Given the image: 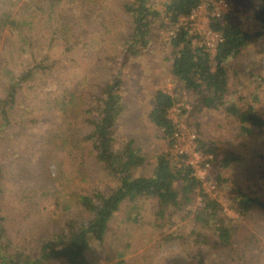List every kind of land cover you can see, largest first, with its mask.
Segmentation results:
<instances>
[{"label":"rangeland","instance_id":"374dc122","mask_svg":"<svg viewBox=\"0 0 264 264\" xmlns=\"http://www.w3.org/2000/svg\"><path fill=\"white\" fill-rule=\"evenodd\" d=\"M166 1L155 0L154 4L162 7ZM130 2L132 0H62L50 5L38 0H0V24L4 22L0 27V88L9 82L11 74L21 72L26 60L32 57L37 61L45 59L42 68L22 83L0 152L5 171L4 198L10 213L16 211L15 205L23 206L24 202L18 200L28 201L41 196L44 188L69 199L71 192L87 194L95 189L105 192L116 186L87 152L82 138L89 126L83 112L92 104L99 87L121 66L127 47L124 41L132 30L131 18L124 9V4ZM229 2L238 8L242 29L253 31L257 26L253 12L259 3L251 0ZM160 24L161 20L152 24L148 44L139 46L134 54L130 53L127 64L119 69L123 80V110L114 127L115 146L120 147L131 138L141 149L146 162L136 170L137 175L150 174L161 153L168 150L172 153L167 140L147 118L152 94L163 89L175 103H188L190 111L192 109L193 94L181 88L170 72V38ZM226 69L230 86L226 101L231 100L243 109L253 106L255 112L264 116V38L254 41L227 62ZM169 79L172 90L166 86ZM70 91H73L75 101L64 113L59 109V102ZM225 107L183 116L199 140L216 144L217 160L226 152H234L241 159L219 170L226 182L216 185L217 195L212 198L224 206L226 215L235 219L232 239L240 255L232 256L207 242L202 246L201 256L206 264H264V212L256 209L239 218L227 207L230 198L239 192L264 196V158L255 153L256 149L264 153V139L238 136L240 124L226 113ZM64 141L65 151L58 152L59 157L52 163V166L60 163L62 177L55 180L47 171L44 176L50 145ZM213 167L216 168L217 163L214 162ZM198 200L195 196L192 205L196 206ZM49 204L51 197L40 203L41 207L45 205L44 218L39 219L37 212L26 224L19 225V238L31 240L33 234L48 238L47 235L57 231L68 214L84 215L73 203V212H66L57 225L51 221L57 217L52 214L56 209ZM155 207L152 198L122 204L112 216L103 243L91 244L88 252L91 262L108 264L122 259L126 264H185L184 261L198 264L197 242L190 234L192 229H197L192 224L191 206L174 214L173 224L162 228L154 225ZM133 212L139 213L140 226L121 222ZM182 213L185 219H181ZM36 219L38 224L34 226ZM48 222L50 227L47 229ZM169 234L180 239L164 241Z\"/></svg>","mask_w":264,"mask_h":264},{"label":"trees","instance_id":"16d2710c","mask_svg":"<svg viewBox=\"0 0 264 264\" xmlns=\"http://www.w3.org/2000/svg\"><path fill=\"white\" fill-rule=\"evenodd\" d=\"M38 1L53 5L62 0ZM251 1L259 3L253 12V19L257 23L253 31L242 29L238 20V8L235 4H231L229 13L211 22L213 30L219 31L223 36V42L218 46L213 58L204 47L192 45L186 36V29L179 27L175 36L170 38L171 57L168 60L171 63L170 72L176 82L181 88L193 94L191 115L198 114L204 109H216L226 105V113L240 124L238 136L258 140L264 139V116L255 112L253 106L243 109L231 100L230 103L226 101L230 91L227 62L235 59L254 41L264 38V0ZM198 2L199 0H167L162 7H156L155 0H132L130 3H125L124 9L131 18L132 30L124 41L127 47L120 61V67L127 64L130 53L134 54L139 46L145 47L148 44L147 37L151 35V27L155 21L161 20L160 25L167 32L179 17L187 15ZM2 25L4 22L0 27ZM31 56L32 53L28 58ZM42 61L45 59L37 61L32 57L31 60H26L17 75H10L8 72L9 82L0 88V152L7 129L12 123V113L17 106L22 83L42 68ZM120 67L112 74L110 80L99 87L98 93L93 96L92 104L84 110L89 131L82 138L91 159L110 180L116 183V186L105 192L97 189L87 194L71 192L69 199L68 196L66 199L61 198L57 191L48 189L45 191L44 188L40 193L41 196L38 195L28 201L24 198L18 200L24 202L23 206L15 205L16 211L10 213L9 204L4 198L5 171L0 159V264H93L88 257L91 244L103 243L112 216L119 211L122 204L136 202L141 198L155 200L153 216L157 228L172 225L173 215L182 212L184 207L191 206L192 224L197 229H192L190 234L197 242L198 264L207 263L201 256L202 246L207 242H211V246L218 247L232 256L240 255L232 239L236 228L235 219L226 215L225 208L220 202L206 196L200 190L199 181L192 174L191 169L181 163L178 156L169 150L165 151L156 158L150 174L137 175L136 170L146 162V156L141 149L131 138L126 139L120 147L115 146L114 127L123 110L121 105L123 80ZM74 101L75 95L70 91L68 96L61 98L59 109L67 113ZM173 102V98L163 89H157L150 98V109L147 114L148 120L158 129L162 138L167 140L169 146L172 145L173 127L167 117V111ZM198 141L200 150L215 157L214 162L217 163V167H213L210 176L217 186L222 185L226 179L222 178L219 170L240 161V156L234 152H226L220 160H217L216 144L199 138ZM50 149L45 158L48 161L46 168L44 165L43 175L46 176L45 171H47L48 176L56 180L63 174L60 163L56 166H52V163L55 157H59L58 152L65 151V141L54 146L50 145ZM255 153L264 158L262 150L256 149ZM72 196H75L74 199ZM195 196L199 200L197 205L193 206ZM49 197H51L49 205L56 209L52 214L57 216L53 217L52 223L57 224L69 210L73 212L71 210L73 203L76 210L84 212V215L74 217L78 215L68 214L57 231L47 235L48 238L34 234L31 240L27 237L19 238L21 223L26 224L28 218L35 216L37 212L40 215L39 219L45 217V205L41 207L40 203H44ZM227 207L239 218L246 217L256 209L264 212V196L253 193L245 195L239 192L237 196L230 198ZM185 218L182 213L181 219ZM37 220L34 226H37ZM121 222L132 227L141 225L138 212H133ZM49 227L50 222L47 223V229ZM177 238L180 239L179 236L169 234L165 236L164 241ZM183 263L189 264L186 261ZM108 264H126V261L121 259Z\"/></svg>","mask_w":264,"mask_h":264},{"label":"built area","instance_id":"2783aa9c","mask_svg":"<svg viewBox=\"0 0 264 264\" xmlns=\"http://www.w3.org/2000/svg\"><path fill=\"white\" fill-rule=\"evenodd\" d=\"M230 11L229 0H199L187 15L179 17L169 28L167 36L174 37L179 27H184L191 44L204 47L213 58L218 46L223 42V36L219 31L213 30L211 22L222 18ZM170 82L169 79V83H166L168 90H172ZM169 94L171 95V92ZM189 113V104L182 102H173L167 111V117L173 127L171 150L180 158L182 164L191 169L200 183V190L206 196L215 198L217 188L210 176L215 157L200 150L197 134L183 120V116Z\"/></svg>","mask_w":264,"mask_h":264}]
</instances>
